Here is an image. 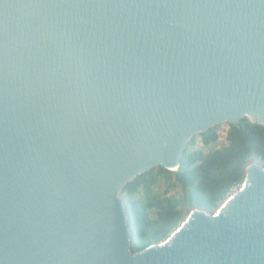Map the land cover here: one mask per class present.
I'll return each instance as SVG.
<instances>
[{"label": "water", "instance_id": "95a60500", "mask_svg": "<svg viewBox=\"0 0 264 264\" xmlns=\"http://www.w3.org/2000/svg\"><path fill=\"white\" fill-rule=\"evenodd\" d=\"M264 126V0H0V264H264V168L129 251L118 196L191 136Z\"/></svg>", "mask_w": 264, "mask_h": 264}, {"label": "trees", "instance_id": "16d2710c", "mask_svg": "<svg viewBox=\"0 0 264 264\" xmlns=\"http://www.w3.org/2000/svg\"><path fill=\"white\" fill-rule=\"evenodd\" d=\"M198 134L205 146L218 140L215 126ZM225 140L224 146L204 153L194 149L191 136L176 170L156 166L121 188L131 253L165 239L193 208L214 212L241 185L251 160L264 163L263 125L242 117L238 125L229 124Z\"/></svg>", "mask_w": 264, "mask_h": 264}, {"label": "rangeland", "instance_id": "374dc122", "mask_svg": "<svg viewBox=\"0 0 264 264\" xmlns=\"http://www.w3.org/2000/svg\"><path fill=\"white\" fill-rule=\"evenodd\" d=\"M215 128H216V131L218 134V140L215 143H211L208 146H205L201 142V137L199 136V134H194L193 135V137L195 138L194 149H201L204 153H207L211 150H215V149H218V148L224 146L226 144L225 136H226V131L229 128V124L226 122H222V123L215 125ZM261 166L264 168V163L263 164L261 163ZM163 187L161 188V191L164 189ZM188 213H189V211H188Z\"/></svg>", "mask_w": 264, "mask_h": 264}]
</instances>
